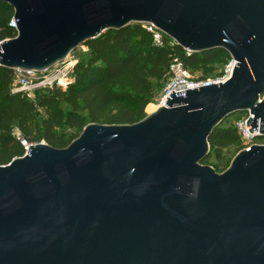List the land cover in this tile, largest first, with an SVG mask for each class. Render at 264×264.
<instances>
[{"label":"water","instance_id":"1","mask_svg":"<svg viewBox=\"0 0 264 264\" xmlns=\"http://www.w3.org/2000/svg\"><path fill=\"white\" fill-rule=\"evenodd\" d=\"M17 37L0 67L44 72L87 41L153 24L236 62L222 84L172 93L132 125L92 123L64 149L0 165V264H264V146L219 174L209 138L237 112L264 138V0H0Z\"/></svg>","mask_w":264,"mask_h":264},{"label":"trees","instance_id":"2","mask_svg":"<svg viewBox=\"0 0 264 264\" xmlns=\"http://www.w3.org/2000/svg\"><path fill=\"white\" fill-rule=\"evenodd\" d=\"M13 15L12 7L0 3V42L16 36L15 29L9 26ZM145 26L135 23L87 41L84 46L89 55L76 60L74 80L66 89L53 86L38 90L34 98H29L13 90L15 71L0 67V165L24 156L17 132L29 144L44 142L64 149L73 141L60 131L64 125L83 131L88 123L132 125L142 121L147 117V106L157 96L153 81L168 79V85L176 56L184 60L190 74H205L214 64L230 60V55L221 49L187 55L182 47L170 46L167 37L160 46ZM84 112L87 118L82 115ZM228 122L229 118L213 131L209 138L210 155L202 164H209L212 153L221 159L222 151L233 145L238 153L242 150L240 134L236 127H226Z\"/></svg>","mask_w":264,"mask_h":264},{"label":"built area","instance_id":"3","mask_svg":"<svg viewBox=\"0 0 264 264\" xmlns=\"http://www.w3.org/2000/svg\"><path fill=\"white\" fill-rule=\"evenodd\" d=\"M145 28L152 33L154 41L156 44L162 46L165 43V37H167L160 29L155 27L153 24H145ZM9 26L16 31L17 37V23L14 18L11 19ZM170 41V46L178 45L174 39L167 37ZM2 42H0L1 44ZM187 55H190V52L184 49ZM76 64V61L71 59V56L64 62L55 65L54 67L44 71V72H23L16 70L14 74L13 81V90L15 92H23L29 98H34L36 91L42 89H48L53 86H58L66 89L69 84L72 82L70 80V75L73 74V68ZM237 62L230 56V60L224 68L223 74L219 77L208 79L206 81H198L191 77L189 72L186 70L185 62L180 57L176 56L171 64L169 71V83L165 88L163 97L158 105V108L161 106H166L167 100L169 96L174 92L181 93L184 92V96L186 95L185 91L198 89L202 87H208L212 85L222 84L224 80L229 79L231 76V71L233 72ZM254 119L255 116L251 114V112H246V115L243 118L237 120L235 127L240 134L242 141V150H247L252 148L253 146H264V140L257 142L258 138H262L260 136V122L258 125V131L250 132L247 122L250 119ZM18 137L20 138L21 144L25 149V154H29V149L31 145L25 141L20 133L17 132ZM241 150V151H242Z\"/></svg>","mask_w":264,"mask_h":264},{"label":"rangeland","instance_id":"4","mask_svg":"<svg viewBox=\"0 0 264 264\" xmlns=\"http://www.w3.org/2000/svg\"><path fill=\"white\" fill-rule=\"evenodd\" d=\"M88 55H89L88 48L83 45V46L79 47L78 49L74 50L70 56H71L72 60L76 61V60H84V59L87 58ZM226 65H227L226 61H220V62L214 64L212 66V68L205 74L202 71L196 72L194 74H190V73L189 74L195 80L202 79L203 77L204 78H210V77H214L215 75L221 74L223 72V70H224ZM70 80L73 82V80H74L73 74L70 75ZM167 82H168V79L166 81H159V82L153 81V84L156 85L155 86V92L157 93V96H156L155 100L152 101L148 105V106L152 105L149 112L147 111V108H148V106H147V108L145 110V113H146L147 116L158 109V105H159V103H160V101H161V99L163 97ZM158 87H160V88H158ZM64 110L67 111L68 107L64 106ZM82 115L85 118L88 117L87 112H84ZM245 115H246V112H237V113L231 115L229 117V122L226 123V127L227 126H234L235 127V124H236L237 120H239L240 118H243ZM87 125H89V123ZM60 131L62 133H64L68 138H70L73 141L75 139H77L83 133L82 130L71 129V128L67 127L66 125L62 126ZM263 140H264V138H258L256 141L259 142V141H263ZM42 143H44V142H42ZM212 154L213 155H212V158H211L208 166L213 167L216 170L217 173L222 174L227 169H229V167L231 166L234 158L238 154L237 146L233 145V146H231L228 149H224L222 151V154H221V159L218 158L217 156H215L214 153H212Z\"/></svg>","mask_w":264,"mask_h":264}]
</instances>
